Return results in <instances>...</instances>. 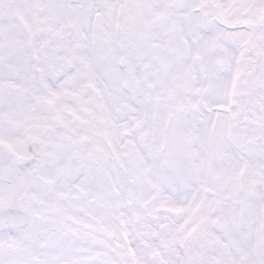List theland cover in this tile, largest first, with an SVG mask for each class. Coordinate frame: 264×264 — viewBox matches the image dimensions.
Here are the masks:
<instances>
[{"label":"snow or ice","instance_id":"6c2138e0","mask_svg":"<svg viewBox=\"0 0 264 264\" xmlns=\"http://www.w3.org/2000/svg\"><path fill=\"white\" fill-rule=\"evenodd\" d=\"M0 264H264V0H0Z\"/></svg>","mask_w":264,"mask_h":264}]
</instances>
